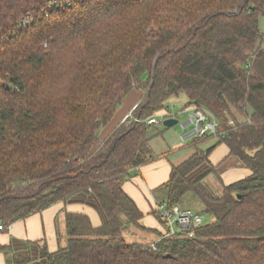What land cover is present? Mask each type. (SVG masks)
I'll return each instance as SVG.
<instances>
[{"label":"trees","instance_id":"1","mask_svg":"<svg viewBox=\"0 0 264 264\" xmlns=\"http://www.w3.org/2000/svg\"><path fill=\"white\" fill-rule=\"evenodd\" d=\"M262 18L264 0H0V225L82 203L71 200L80 193L95 196L104 217L94 227L67 213V247L44 244L13 264H264ZM133 91L143 93L133 112L142 122L101 140ZM180 95L184 110L218 123L192 146L217 142L172 167L165 203L180 207L192 194L214 219L193 239L129 244L121 216L147 229L123 186L170 153H153L145 121ZM222 144L251 175L214 197L204 182L220 179L210 156Z\"/></svg>","mask_w":264,"mask_h":264},{"label":"crops","instance_id":"2","mask_svg":"<svg viewBox=\"0 0 264 264\" xmlns=\"http://www.w3.org/2000/svg\"><path fill=\"white\" fill-rule=\"evenodd\" d=\"M142 96V92L133 91L124 99L111 123L101 132V140L108 138L116 128L124 123L127 116L140 104ZM187 127H190V130L182 134L181 141L183 142L197 137L195 127L189 123V118L184 129ZM170 145L172 149L168 151H157L150 142L151 149L156 156L170 152L169 155L138 169V172H136L138 176H135L123 186L124 191L135 201L138 208L145 215L142 225L149 231L155 230L158 235L151 243L152 245L158 242L162 230L159 229L157 222L148 213L166 202L167 195L162 185L169 180L175 162L181 159V156L179 157L176 153L181 147V143L178 144L173 141ZM229 153L228 147L222 144L210 156L213 165L220 166L224 162L218 169L220 179L217 178V185L220 188H222V184L231 185L251 175V172L244 168L237 158L229 157ZM67 213L86 214L90 217L94 227L101 225L100 216L95 214L94 211L91 212L89 208L77 204L65 205L58 203L25 220L10 225L4 231H0V264H13L14 255L21 254L18 250L22 248L25 250L22 254H27L34 249L37 253L44 244L51 253L67 247L69 239L66 228Z\"/></svg>","mask_w":264,"mask_h":264},{"label":"rangeland","instance_id":"3","mask_svg":"<svg viewBox=\"0 0 264 264\" xmlns=\"http://www.w3.org/2000/svg\"><path fill=\"white\" fill-rule=\"evenodd\" d=\"M260 28L264 32V18L261 19L260 21ZM188 103V99L185 95H180L177 97H173L168 101V107H169V113H171L174 116H177L179 119V125L172 127V128H166L165 126L159 125L157 127H152L150 129V136L152 137V145L157 151H168L169 149H172L171 143L173 141L177 142L178 144L181 143V147L178 152H176L179 157L181 156V159L178 160V162H175V165H178L188 159L190 156L196 153V150H207L209 147L213 146L216 144L217 140L215 138H209L207 140L201 141L200 143L197 144V147H193V141L194 139H190L187 142L181 141V136L182 134L189 132L190 127L183 128L182 125L185 124L188 121V113L187 110H184L186 104ZM164 112H161L159 114H162ZM154 153V152H153ZM235 159V157H233ZM224 163V162H223ZM223 163L221 165H223ZM221 165H218V169L221 167ZM224 169V168H223ZM203 170V167L199 168L198 174L200 171ZM136 172L138 171H133L132 172V178L136 175ZM131 178V179H132ZM130 179V180H131ZM128 180V181H130ZM127 181V182H128ZM217 177L211 176L208 179L205 180L204 184L208 191L214 196V197H220L223 194V187L220 188L217 185ZM220 186V185H219ZM218 190L220 193L218 194ZM222 190V191H221ZM71 200H74L75 202H82V203H73L71 205L77 204V205H82L90 209L91 212L94 211L95 214H98L100 216L101 211L98 209V201L93 195H87L84 193H80L75 195L74 197L71 198ZM181 209L191 211L194 214H200L204 217V223H210L213 221V216L210 215L204 207L200 204L198 199L190 194L188 195L184 202L180 205ZM93 211H92V210ZM35 215V214H34ZM148 215L157 222V225L159 226L160 230H164V225L161 224L159 221H157L155 216L151 213V211L148 213ZM104 221L103 215H101ZM100 216V220H101ZM97 217V216H96ZM96 220V218H95ZM121 220L124 223L123 226V231H122V239H124L126 242L129 244H140L144 246H152V242L158 237L156 234L155 230L154 231H147V230H141L134 225H131L127 218L124 216H121ZM102 221V220H101ZM160 240V236L158 238V241ZM151 244V245H150ZM19 253H24V248L18 250ZM34 253L35 257H37V253H35V249L31 251Z\"/></svg>","mask_w":264,"mask_h":264},{"label":"built area","instance_id":"4","mask_svg":"<svg viewBox=\"0 0 264 264\" xmlns=\"http://www.w3.org/2000/svg\"><path fill=\"white\" fill-rule=\"evenodd\" d=\"M23 24V27L27 28L30 24V20L25 19ZM133 112L127 116L124 122L141 123L142 120L135 118ZM187 112L189 113V123L194 125L197 137L206 138L216 134L218 123L210 113L196 108L189 109ZM168 119H177V116H174L169 112H164L150 117L145 122L148 126L157 127L164 124ZM156 211L161 216V224H163L165 228V231L163 230L159 235V241L167 238L193 239L195 231L205 225L204 217L202 215L194 214L177 206L169 208L165 202L157 206ZM6 229L7 227L0 225V231ZM156 244L151 246L154 250L156 249Z\"/></svg>","mask_w":264,"mask_h":264},{"label":"water","instance_id":"5","mask_svg":"<svg viewBox=\"0 0 264 264\" xmlns=\"http://www.w3.org/2000/svg\"><path fill=\"white\" fill-rule=\"evenodd\" d=\"M179 119H168L164 122V126L166 128H172V127H175L177 125H179ZM186 126V123L182 125V127L184 128Z\"/></svg>","mask_w":264,"mask_h":264},{"label":"flooded vegetation","instance_id":"6","mask_svg":"<svg viewBox=\"0 0 264 264\" xmlns=\"http://www.w3.org/2000/svg\"><path fill=\"white\" fill-rule=\"evenodd\" d=\"M178 119V118H177Z\"/></svg>","mask_w":264,"mask_h":264}]
</instances>
